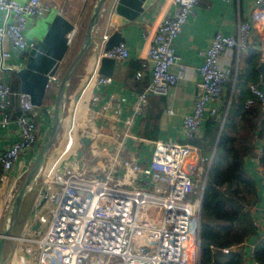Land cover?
Masks as SVG:
<instances>
[{
    "label": "built area",
    "instance_id": "1",
    "mask_svg": "<svg viewBox=\"0 0 264 264\" xmlns=\"http://www.w3.org/2000/svg\"><path fill=\"white\" fill-rule=\"evenodd\" d=\"M118 1L113 0V10ZM168 1L174 4V12L164 17L155 33L145 36V57L136 78L141 80L151 68L152 80L138 93L134 116L144 113L150 95L171 93L190 69L176 55L174 41L194 14L199 0ZM52 12L62 14L61 9L45 0H0V131L15 123L20 132L19 139L0 152V238L10 224L15 188L29 170L19 167L21 158L36 145L41 147L47 138L38 122L39 109L28 94L14 90L5 82L2 73L19 70L7 62L11 52L35 49L37 41L30 40L27 31L33 22ZM255 28L263 31L261 50L264 52V0H254L250 18L239 22L235 35L217 33L202 52L205 60L199 68V93L191 111L183 118L186 142L157 141L147 166H142L136 158L122 157L123 142L113 145L116 149L113 154L107 146L98 144L94 151L106 149L108 160L103 163L101 176H97L91 170L88 172V165L78 152L83 137L94 143L99 134L97 123L87 115L91 111L84 104L91 100L93 88L113 80L100 72L102 59L123 62L129 58L125 42L106 49L111 38L107 31L97 44L96 65L71 107L58 151L50 157V163L43 165L29 189L36 187L37 198L29 212L24 217L21 214L20 224L24 233L32 229L37 236L7 237V240L35 244L37 249L27 245L20 250L15 247L6 257V264H200L202 199L190 200L188 195L194 191L197 179L205 178L210 160L194 141L206 112L220 113L225 86L235 83L237 78L238 67L235 70L222 60L234 49L239 53L247 50ZM78 33L79 27L74 26L66 34L68 45H73ZM6 41L11 51L5 49ZM174 65L179 68L177 72L171 70ZM59 82L60 78L54 74L47 88ZM250 89L255 98L248 99L247 107L257 99L264 113V92L257 84H251ZM83 106L85 113H81ZM129 125L130 121L122 132L124 141L132 137ZM113 130L118 132L116 127ZM257 152L261 153L258 149ZM91 153L94 152L90 146L88 155ZM120 171L123 173L118 175ZM262 220L255 218V224L262 226ZM244 244L250 246L245 250L248 261L253 240L250 238ZM224 251L228 252L229 248Z\"/></svg>",
    "mask_w": 264,
    "mask_h": 264
},
{
    "label": "crops",
    "instance_id": "2",
    "mask_svg": "<svg viewBox=\"0 0 264 264\" xmlns=\"http://www.w3.org/2000/svg\"><path fill=\"white\" fill-rule=\"evenodd\" d=\"M19 1L25 2L27 0ZM45 1L53 7L61 9V15L65 16L74 26L79 27V33L73 45L70 46L69 54L66 57L71 62L82 44L88 20L98 0ZM112 2L113 0H107L103 5L98 23L94 29L92 46L68 86L63 113L62 129L64 128L65 130L70 118V115L69 118L66 115L67 106L69 105V110L71 111V107L77 100L87 77L96 65L99 50L97 44L107 31L111 36L115 31H120L125 37L124 42L129 50V58L123 62L116 61L115 69L111 75L102 73L103 75L111 76L113 78L112 82L100 84L93 88L91 100L84 104L91 111L87 115L92 117V119L94 118L99 134L94 143H91L90 140L86 145L83 141H80L84 151H82L83 153L80 152L81 147L78 146V152L84 163L88 165V172L91 170L97 176H101L103 163L108 160L105 156L106 149L102 148L94 151L98 144L107 146L108 151L113 154L116 150L112 148L113 145L116 146L117 142H123L124 146L121 156L136 158L142 166H147L152 159L157 141L186 142L183 118L191 111L199 93L198 84L201 80L199 68L205 60L202 52L211 45L217 33L221 32L225 35H235L237 33L239 22L250 18L254 0H199L194 8V14L189 17L183 26L182 32L174 41V50L180 62L190 68L187 76L179 79L174 90L168 95H150L144 113L138 116H134V104L137 100V95L152 80L151 68L146 71L141 80L136 78V72L141 67V62L145 57V36L149 33H155L159 23L164 17L171 15L175 7L168 0H156L138 19L130 21L112 9ZM55 16L56 14L52 12L47 17L33 22L27 31L28 38L37 41L38 44L46 34ZM262 35V29L255 28L248 49L240 53L237 49H234L224 57L222 60L223 64H231L236 68L235 70L238 67V73L239 69L244 67L246 58L252 52L259 54V62L263 61L264 52L261 50ZM4 47L11 51V45L8 41L4 43ZM11 53V58L7 60L9 64L15 66L16 70L26 66L30 51L23 53L12 51ZM66 63L64 62L65 66L63 65L56 73L60 79L68 67ZM171 70L172 72H177L179 68L174 65ZM2 76L5 82L11 84L13 88L16 84L17 90H20V78L17 71H4ZM58 85L59 83L53 86L50 95L46 97L50 114H46L41 108H38V122L41 132L46 136L50 130V116L53 111V108L49 106V102L52 103L54 101L53 97H55ZM228 87V85L225 86L224 95L220 103V113L212 115L210 112H206L197 140L203 137L207 122L211 118H222V107L228 95ZM169 109H172L173 112L169 113ZM85 112L86 109L83 106L81 113ZM81 115L83 116V114ZM128 121H130L128 129L132 137H128L124 141L122 132L128 127ZM113 127L118 128L117 133L114 132ZM19 137L20 132L15 123H11L7 128L2 129L0 131V152L11 146ZM60 144L56 149L59 148ZM260 144L258 150L261 151L262 146ZM90 146L94 153L88 155ZM40 148L38 144L32 150L26 152L21 158L19 167L30 168ZM50 162V156H48L44 165ZM246 168L252 176L260 181L258 188L260 202L253 213L257 220H262L264 219V171L256 156L247 158ZM119 173L121 171L117 172L118 175ZM142 183L140 182V184ZM31 190H33L31 192L36 191V200V187L34 186ZM25 204L24 202L23 208L26 207ZM26 210L27 208H25V215L28 213H26ZM243 246L247 251L250 248L248 244H243ZM246 264L256 263L250 257Z\"/></svg>",
    "mask_w": 264,
    "mask_h": 264
},
{
    "label": "trees",
    "instance_id": "3",
    "mask_svg": "<svg viewBox=\"0 0 264 264\" xmlns=\"http://www.w3.org/2000/svg\"><path fill=\"white\" fill-rule=\"evenodd\" d=\"M259 58L256 52L246 58L235 83L227 84L222 118H211L203 137L194 142L209 160L213 158L207 166L205 185L203 179L200 187L195 186L200 197L203 190L200 264H246L243 244L250 238L254 246L252 259L264 264V220L259 227L253 214L260 202V181L246 168L247 158L256 156L264 171V113L257 99L247 107L248 99L255 98L250 85L260 82ZM13 89L17 90L16 84Z\"/></svg>",
    "mask_w": 264,
    "mask_h": 264
},
{
    "label": "water",
    "instance_id": "4",
    "mask_svg": "<svg viewBox=\"0 0 264 264\" xmlns=\"http://www.w3.org/2000/svg\"><path fill=\"white\" fill-rule=\"evenodd\" d=\"M106 1L107 0L97 1L88 20L82 44L60 79L57 92L55 97H53V111L50 116L49 133L28 170L24 184L14 199L9 227L4 231V236L0 238V264H6L4 250L7 237L13 235L20 224L21 214L28 191L36 180L61 133L64 104L68 86L92 46L94 29L98 23L100 13ZM155 1L156 0H119L116 6V11L123 18L134 21L138 19ZM73 27V23H71L65 16L61 14L56 15L46 34L38 42L36 48L30 50L26 66L21 67L17 71L20 78V90L23 93L28 94L32 103L37 108H41L46 114H50V109L48 108V105L45 104L49 92L47 84L50 76L56 74L64 65L65 59L70 50L66 34L70 32ZM124 41L125 37L117 30L107 42L106 49H111ZM115 64L116 61L114 59L104 57L101 61L100 72L111 75L115 69ZM257 69L261 76L260 82L257 85L258 88L264 92V60L259 63ZM82 141L87 145L90 142V138L83 137ZM212 159L213 158H211V161ZM208 173L209 168L205 174L204 185ZM202 196L203 190L200 198H202ZM38 226L39 224H37L35 228L37 229Z\"/></svg>",
    "mask_w": 264,
    "mask_h": 264
},
{
    "label": "rangeland",
    "instance_id": "5",
    "mask_svg": "<svg viewBox=\"0 0 264 264\" xmlns=\"http://www.w3.org/2000/svg\"><path fill=\"white\" fill-rule=\"evenodd\" d=\"M68 54H69V53H68ZM65 62H67V63H66V66H68V65L70 64V61L68 60V58H66ZM64 66H65V65H64ZM50 93H51V89H49L48 95H50ZM51 101H52V100H51ZM49 103H50L49 106L53 108V105H52L53 102H52V103L49 102ZM45 104H47V103L45 102ZM66 115H67V118H69V115H70L69 105L67 106ZM63 133H64V128L62 129L61 135H59V137H58L59 139L56 140V142H55V144H54V146H53L51 152L49 153L50 157L53 156L54 153L57 152L56 147H58L59 143H61V141H62V139H63V137H64V136H63V135H64ZM78 146L81 147L80 152L84 151V150L82 149V143H81V142H80V144H79ZM75 151H76V150H75ZM82 153H83V152H82ZM26 176H27V175H26ZM26 176H25L22 180H20L19 183L17 184V186H16L17 188H15L16 190H15V192H14V196H15V195L17 196V194H18L20 188L22 187V185H23L24 182H25ZM203 179H204V176H200V177L197 179V182H196V187H197V188L201 186V184H202V182H203ZM196 187H195V189H197ZM31 191H33V190H29L28 192H30V193H28L27 196H26V199H25V203H26L25 205H26V207H24L23 210H22V211H23L22 217H24V215H25V208H27L26 213L29 212V210H30V208H31L30 206H31V204H33V202H34V200H35V197H36V191H35V192H31ZM150 192H152V190H150ZM29 195H30V196H29ZM198 197H200V190H199V189L193 191L191 194L188 195V199H190V200H195V199L198 198ZM45 228H46V226L43 227V229H45ZM22 229H23L22 224H19L18 227H17V229L15 230V232H14L13 234H15V235H17V236H33V237H36V236H37L35 233H33V230H32V229H28V231H27L26 233H24V232L22 231ZM43 232H44V230H43ZM40 235H41V234H40ZM24 245L32 246L33 249H35V250L37 249V245H35V244H25V243H22L21 241H18V240H9V239H8V240L6 241V244H5V250H4V257H5V260H6V257H7V256L11 255V252L13 251V249H14L15 247H18V249L20 250L21 247H23Z\"/></svg>",
    "mask_w": 264,
    "mask_h": 264
}]
</instances>
